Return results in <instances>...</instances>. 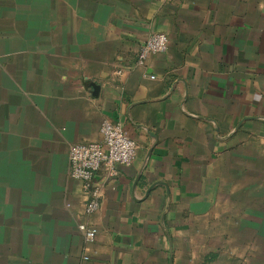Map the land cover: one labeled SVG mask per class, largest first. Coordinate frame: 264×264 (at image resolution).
Listing matches in <instances>:
<instances>
[{
    "label": "crops",
    "instance_id": "1",
    "mask_svg": "<svg viewBox=\"0 0 264 264\" xmlns=\"http://www.w3.org/2000/svg\"><path fill=\"white\" fill-rule=\"evenodd\" d=\"M104 119L137 155L86 215ZM0 264H264V0H0Z\"/></svg>",
    "mask_w": 264,
    "mask_h": 264
},
{
    "label": "built area",
    "instance_id": "2",
    "mask_svg": "<svg viewBox=\"0 0 264 264\" xmlns=\"http://www.w3.org/2000/svg\"><path fill=\"white\" fill-rule=\"evenodd\" d=\"M168 46L169 38L166 33L151 34L141 46L137 63L144 65L149 55L164 53ZM100 132L101 140L76 143L69 148L70 174L72 178L82 182L83 191L88 196L84 210L86 215L96 212L103 199V189L97 182V174L112 178L116 175L117 165H131L137 155V144L123 124L104 119ZM78 228L87 241L95 239V228L85 223L79 224Z\"/></svg>",
    "mask_w": 264,
    "mask_h": 264
},
{
    "label": "water",
    "instance_id": "3",
    "mask_svg": "<svg viewBox=\"0 0 264 264\" xmlns=\"http://www.w3.org/2000/svg\"><path fill=\"white\" fill-rule=\"evenodd\" d=\"M94 89L97 91L98 90V86L97 85H93Z\"/></svg>",
    "mask_w": 264,
    "mask_h": 264
}]
</instances>
